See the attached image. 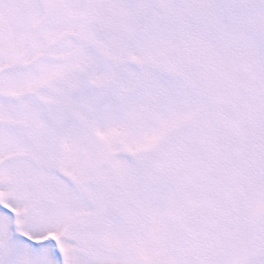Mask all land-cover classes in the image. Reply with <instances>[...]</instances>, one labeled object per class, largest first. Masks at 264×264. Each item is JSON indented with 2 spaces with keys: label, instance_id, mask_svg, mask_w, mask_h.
<instances>
[{
  "label": "snow or ice",
  "instance_id": "snow-or-ice-1",
  "mask_svg": "<svg viewBox=\"0 0 264 264\" xmlns=\"http://www.w3.org/2000/svg\"><path fill=\"white\" fill-rule=\"evenodd\" d=\"M0 264H264V0H0Z\"/></svg>",
  "mask_w": 264,
  "mask_h": 264
}]
</instances>
